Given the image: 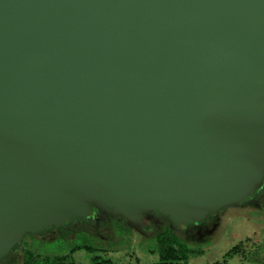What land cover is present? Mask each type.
I'll return each instance as SVG.
<instances>
[{
  "label": "water",
  "instance_id": "water-1",
  "mask_svg": "<svg viewBox=\"0 0 264 264\" xmlns=\"http://www.w3.org/2000/svg\"><path fill=\"white\" fill-rule=\"evenodd\" d=\"M264 180V0H0V258L93 210L177 224Z\"/></svg>",
  "mask_w": 264,
  "mask_h": 264
},
{
  "label": "rangeland",
  "instance_id": "rangeland-1",
  "mask_svg": "<svg viewBox=\"0 0 264 264\" xmlns=\"http://www.w3.org/2000/svg\"><path fill=\"white\" fill-rule=\"evenodd\" d=\"M93 216L95 226L100 218L117 217L121 224L114 222L115 234L125 237L126 243L107 241L104 244L106 251L94 254L78 250L71 257L77 264H158L159 251L153 240L164 231L188 246L189 264H264V180L252 196L211 212L204 220H191L187 224H177L156 210L146 212L138 219L120 212L109 213L104 208L99 215ZM31 232L24 233L19 241L25 253L32 247L41 251L57 248L56 243L41 242ZM0 264H20L17 251L2 256Z\"/></svg>",
  "mask_w": 264,
  "mask_h": 264
},
{
  "label": "trees",
  "instance_id": "trees-1",
  "mask_svg": "<svg viewBox=\"0 0 264 264\" xmlns=\"http://www.w3.org/2000/svg\"><path fill=\"white\" fill-rule=\"evenodd\" d=\"M95 213L99 215V211L93 210L90 215L84 218H73L63 224H55L49 229L31 232V235L41 242L56 243L57 248L55 250L45 249L41 251L32 247L30 251L25 253L21 248V243L18 242L8 253L17 251L20 264H77L71 257L78 250L84 249L89 254L106 251L104 244L107 241L108 243L121 242V245H124L126 243L125 237L115 234L114 222L116 221L118 225L121 224L117 220L118 218H100L97 223L98 226H95L96 223L93 219ZM127 228L134 232L132 228ZM100 234L104 237L99 236ZM115 238H119L118 241H115ZM153 241L156 242L159 251L158 264H189L188 246L179 243L178 239L170 236L169 232H159ZM100 242H102L101 246H99ZM94 258L97 257L94 256Z\"/></svg>",
  "mask_w": 264,
  "mask_h": 264
},
{
  "label": "built area",
  "instance_id": "built-area-1",
  "mask_svg": "<svg viewBox=\"0 0 264 264\" xmlns=\"http://www.w3.org/2000/svg\"><path fill=\"white\" fill-rule=\"evenodd\" d=\"M106 211H108L109 213H111L112 211H110L109 209H107Z\"/></svg>",
  "mask_w": 264,
  "mask_h": 264
},
{
  "label": "flooded vegetation",
  "instance_id": "flooded-vegetation-1",
  "mask_svg": "<svg viewBox=\"0 0 264 264\" xmlns=\"http://www.w3.org/2000/svg\"><path fill=\"white\" fill-rule=\"evenodd\" d=\"M252 196V195H251Z\"/></svg>",
  "mask_w": 264,
  "mask_h": 264
}]
</instances>
